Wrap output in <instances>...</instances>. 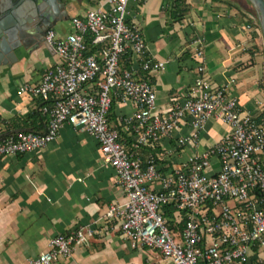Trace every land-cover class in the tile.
<instances>
[{
    "label": "built area",
    "instance_id": "obj_1",
    "mask_svg": "<svg viewBox=\"0 0 264 264\" xmlns=\"http://www.w3.org/2000/svg\"><path fill=\"white\" fill-rule=\"evenodd\" d=\"M100 1L85 17H73V31L66 36L48 29L45 39L59 62L46 69L38 84L20 87L22 93L51 101L41 107L49 117L47 129L0 140V160L46 147L63 125L70 124L93 135L101 161L115 169L126 200L111 204L106 218L120 221L132 247L155 250L168 264H264V121L244 110L224 86H214L201 49L195 53L199 76L194 84L171 109L160 113L154 85L137 74L157 71L165 63L148 57L142 31L127 22L131 0ZM127 55L129 68L121 62ZM115 99L132 100L137 106L135 116L127 120L135 134L130 146L109 126ZM210 118L226 124L229 131L198 151L201 130ZM185 122L192 132L179 145L190 144L195 151L184 163L163 172L155 155L146 162L140 157L144 146L162 142ZM3 124L0 119V127ZM167 205L173 207L174 229ZM96 233L88 224L55 235L29 264H54Z\"/></svg>",
    "mask_w": 264,
    "mask_h": 264
},
{
    "label": "crops",
    "instance_id": "obj_2",
    "mask_svg": "<svg viewBox=\"0 0 264 264\" xmlns=\"http://www.w3.org/2000/svg\"><path fill=\"white\" fill-rule=\"evenodd\" d=\"M64 2L52 27L60 37L73 31V17L83 18L89 9L101 5L100 0ZM250 10L239 0L129 2L127 22L142 31L148 57L165 63L157 71L137 74L154 85L160 113L182 99L199 76L197 49L203 51L206 74L214 86H224L253 115L262 111L264 40ZM16 56L10 65L0 66V119L4 122L0 140L22 132H45L49 120L41 107L51 101L22 93L20 87L38 84L59 57L46 41L30 50L21 47ZM121 62L129 68L130 55ZM136 112L132 100L121 99H115L108 112L109 126L129 146L135 134L127 120ZM228 131L226 124L210 118L201 130L197 150L220 141ZM191 132L185 122L162 142L144 146L139 155L145 162L155 155L161 170L169 171L195 151L190 144L179 145ZM100 156L93 135L65 124L46 147L0 160V264H29L47 249L53 236L88 224L96 228L95 236L54 264H168L155 250L132 247L122 235L120 221L106 218L109 206L124 202L126 195L115 169ZM213 167L218 168L216 159Z\"/></svg>",
    "mask_w": 264,
    "mask_h": 264
},
{
    "label": "water",
    "instance_id": "obj_3",
    "mask_svg": "<svg viewBox=\"0 0 264 264\" xmlns=\"http://www.w3.org/2000/svg\"><path fill=\"white\" fill-rule=\"evenodd\" d=\"M248 1L264 40V0ZM62 6L64 0H0V66L16 60L19 48L30 50L45 42L46 33L60 16Z\"/></svg>",
    "mask_w": 264,
    "mask_h": 264
},
{
    "label": "trees",
    "instance_id": "obj_4",
    "mask_svg": "<svg viewBox=\"0 0 264 264\" xmlns=\"http://www.w3.org/2000/svg\"><path fill=\"white\" fill-rule=\"evenodd\" d=\"M250 11H251L252 14L255 16L256 22H257V24H258V26H259V22H258V20H257L256 13H255V11H254V9H253L252 6H251V10H250ZM87 42H88V43L91 42V35H90V34L87 36ZM257 119H258V121H264V111H261V112H259V113L257 114ZM166 214H167V216L170 218V220H169V226H170L172 229L176 228V225H175L174 221L171 219V218L173 217V207H172L171 205H167V206H166Z\"/></svg>",
    "mask_w": 264,
    "mask_h": 264
},
{
    "label": "rangeland",
    "instance_id": "obj_5",
    "mask_svg": "<svg viewBox=\"0 0 264 264\" xmlns=\"http://www.w3.org/2000/svg\"><path fill=\"white\" fill-rule=\"evenodd\" d=\"M239 1H240V2L242 1V3H244V4L246 3V5H247L248 7H251V6H250V3H249L248 0H239ZM263 99H264V97H263ZM261 110L264 111V106L261 107ZM229 204H230V205L234 204V201L230 200V201H229Z\"/></svg>",
    "mask_w": 264,
    "mask_h": 264
}]
</instances>
